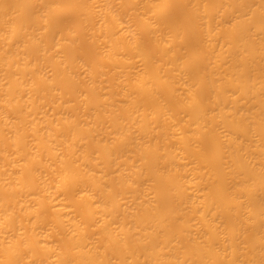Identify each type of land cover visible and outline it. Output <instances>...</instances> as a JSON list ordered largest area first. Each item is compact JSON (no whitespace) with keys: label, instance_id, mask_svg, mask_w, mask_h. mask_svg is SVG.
I'll return each mask as SVG.
<instances>
[{"label":"bare ground","instance_id":"1","mask_svg":"<svg viewBox=\"0 0 264 264\" xmlns=\"http://www.w3.org/2000/svg\"><path fill=\"white\" fill-rule=\"evenodd\" d=\"M0 264H264V0H0Z\"/></svg>","mask_w":264,"mask_h":264}]
</instances>
